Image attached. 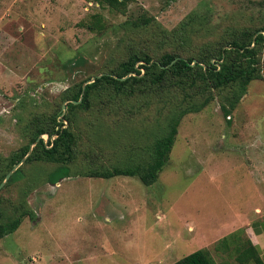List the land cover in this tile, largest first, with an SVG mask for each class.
Masks as SVG:
<instances>
[{"label":"rangeland","instance_id":"obj_1","mask_svg":"<svg viewBox=\"0 0 264 264\" xmlns=\"http://www.w3.org/2000/svg\"><path fill=\"white\" fill-rule=\"evenodd\" d=\"M144 11L156 24L136 23ZM193 11L207 14L208 39L234 25L264 24V0H136L126 13L91 0H0V155L27 142L35 115L59 106L65 112V89L109 71L127 43L156 61L170 47L159 28L171 30ZM196 39L187 43L205 40ZM262 74L228 115L221 106L231 93L214 92L204 108L183 116L151 185L136 176L84 173L147 160L166 126L164 104L153 101L128 120L95 108L81 113L69 176L50 183L58 163L24 161V176L0 189L3 220L20 201L34 212L0 238V264H172L200 248H208L216 264H236L215 245L220 233L243 229L239 222L264 219ZM88 152L95 154L92 163Z\"/></svg>","mask_w":264,"mask_h":264},{"label":"trees","instance_id":"obj_2","mask_svg":"<svg viewBox=\"0 0 264 264\" xmlns=\"http://www.w3.org/2000/svg\"><path fill=\"white\" fill-rule=\"evenodd\" d=\"M91 1L99 7L119 13H126L129 5L136 2ZM145 14V11L140 13L136 23L142 27L156 24L153 17ZM206 19V13L193 11L173 29L159 28L162 39L168 42L164 45L170 47H166L156 61L152 60V56L144 47L139 48L135 43H127L125 54L109 71L94 77L91 82H87L90 80L87 78L65 89L62 101H67L66 111L63 113L59 106V109L50 115H35L29 122L27 142L7 156L0 155V182L28 151L30 152L25 159L26 163H58L49 173L50 183L69 176V165L77 158L79 151L81 136L78 125L81 113L95 108L113 120H128L155 101L164 104L168 116L164 131L153 139L149 147V158L142 162L110 168L89 167L84 173L88 177L103 178L118 175L136 176L144 185L154 183L169 159L183 116L204 108L214 97V92L231 93L221 106L224 114L228 115L245 94L248 84L263 77L264 24L259 27L234 25L228 28L227 35L208 39L205 36ZM98 20L95 22L98 23ZM196 37V40L201 37L205 40H200V43H187ZM85 82L87 83L83 88ZM197 94H200L201 100L194 98L193 95ZM41 134H47L46 142L44 138H38ZM32 144L34 145L30 150ZM94 155L84 153L91 163ZM23 176V166H19L11 174L6 186L16 183ZM26 216L33 218L34 212L24 201L13 206L12 216L6 220H3L0 209V238L15 231ZM242 234L243 229H238L223 236L216 243L215 250L224 251L236 264H264L257 246ZM172 264L216 263L208 248H200Z\"/></svg>","mask_w":264,"mask_h":264},{"label":"crops","instance_id":"obj_3","mask_svg":"<svg viewBox=\"0 0 264 264\" xmlns=\"http://www.w3.org/2000/svg\"><path fill=\"white\" fill-rule=\"evenodd\" d=\"M244 229L245 236L257 246L261 259L264 262V219H254L250 222H239ZM234 225L230 226L233 227ZM235 227V226H234ZM237 227V226H236ZM235 231V230H233ZM229 230L228 234L233 232ZM220 236H225L224 233H220ZM227 235V234H226Z\"/></svg>","mask_w":264,"mask_h":264},{"label":"water","instance_id":"obj_4","mask_svg":"<svg viewBox=\"0 0 264 264\" xmlns=\"http://www.w3.org/2000/svg\"><path fill=\"white\" fill-rule=\"evenodd\" d=\"M194 63V62H193ZM101 76V75H100ZM99 77V76H98ZM93 78L94 77H92V79H90L89 81H87V82H91V81H93ZM87 82H85V83H83V85H82V87L84 88V86H85V84L87 83ZM66 103H67V101H66ZM66 103H64V104H62V109H64L65 107H66ZM64 112V111H63ZM38 138H44V140H45V142L47 141V138H48V136H47V134H41V135H39V137ZM33 145L34 144H32L31 146H30V150L32 149V147H33ZM29 152L30 151H28V153L18 162V163H16V164H14L13 165V167L11 168V170L10 171H8V173L5 175V177H4V179L0 182V189L3 187V185L8 181V179L10 178V176H11V174L25 161V159H26V157H27V155L29 154Z\"/></svg>","mask_w":264,"mask_h":264}]
</instances>
